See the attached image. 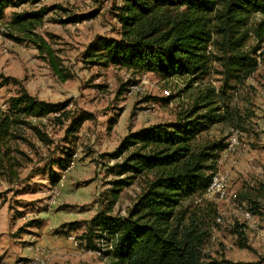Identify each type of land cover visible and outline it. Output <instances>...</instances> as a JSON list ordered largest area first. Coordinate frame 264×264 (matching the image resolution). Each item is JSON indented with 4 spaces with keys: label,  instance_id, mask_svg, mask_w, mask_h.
Segmentation results:
<instances>
[{
    "label": "rangeland",
    "instance_id": "374dc122",
    "mask_svg": "<svg viewBox=\"0 0 264 264\" xmlns=\"http://www.w3.org/2000/svg\"><path fill=\"white\" fill-rule=\"evenodd\" d=\"M117 4V0L41 2L54 8L44 16L37 31L55 51L59 67L68 75L65 81L53 74L32 44L8 37L12 11L30 6L9 8L0 21V75L17 81L0 89V103L23 89L38 100L68 103L66 111L70 116L84 117L73 134L64 133L69 125L66 116L62 123H55L52 116L34 120L53 141L52 147L58 145L76 153L74 165L55 185L49 179L59 173L57 166L51 168L53 175L44 170L23 187L14 185L5 191L7 184L0 182L1 198L7 206L0 264H30L38 256L45 258V264H108L110 257L102 254L108 246L99 243L101 251L88 249L81 235L87 221L107 207L111 215L126 216L142 182L135 180L123 188L116 202L110 204V181L114 176L108 167L114 161L107 155L128 133L174 121L198 95L208 89L216 95L222 85L221 66L216 61L203 79L189 85L185 78L165 79L157 73L88 63L83 53L97 37L119 36L120 27L113 16ZM91 13V18L81 22H63L68 17ZM259 23L264 29V16L254 15L243 49L259 46L257 54L264 58L263 36L260 41L254 33ZM259 61L257 70L247 80L233 84L234 88L227 91L228 100L216 104L227 111L228 120L212 125L199 137L223 140L226 144L233 132H238V147L217 161V171L225 175L228 193L235 198L222 200L200 195L181 205L186 216L193 213L212 226L203 252L206 259L217 264L256 263L264 257V62ZM132 85L138 90L128 94ZM244 211L252 213L248 223L242 216ZM208 213L211 218H207ZM0 221L5 222V218ZM71 222L77 223L75 230L62 228V224ZM235 224H245L246 246H241L233 232Z\"/></svg>",
    "mask_w": 264,
    "mask_h": 264
},
{
    "label": "trees",
    "instance_id": "16d2710c",
    "mask_svg": "<svg viewBox=\"0 0 264 264\" xmlns=\"http://www.w3.org/2000/svg\"><path fill=\"white\" fill-rule=\"evenodd\" d=\"M42 1L0 0V21L9 8L30 6L12 11L8 37L32 44L53 74L65 81L68 75L59 67L55 51L37 31L54 8L41 5ZM117 1L113 16L120 27L119 36L97 37L83 53L88 63L157 73L165 79L185 78L189 85L203 79L216 61L221 66L222 85L216 95L210 89L198 95L174 121L123 137L107 155L114 161L108 167L114 176L110 204L135 180L142 182L140 192L126 216L111 215L109 207L95 214L87 221L81 240L91 250L101 251L99 243L108 246L102 251L110 257L108 264H217L206 259L203 252L212 226L193 213L186 216L181 205L203 195L226 147L223 140H199L212 125L228 120L227 111L216 104L228 100L227 91L234 88L233 84L243 83L257 70L259 60L264 62L257 54L259 46L243 49L251 18L264 16V0ZM93 15L68 17L63 22H81ZM254 33L261 41V23ZM8 82L15 81L0 75V88ZM67 106L65 102L38 100L23 89L0 105V182L7 184L5 191L28 181L32 173L47 170L53 175L52 166H57L59 173L49 181L52 185L59 181L73 153L58 145L52 147L53 141L33 119L52 116L55 123H62L66 116L69 125L64 133L73 134L84 117L70 116ZM37 163L41 168H35ZM207 216L211 218V214ZM77 226L76 222L62 224L68 231ZM233 232L241 246H246L245 224H235ZM225 264H264V257L256 263Z\"/></svg>",
    "mask_w": 264,
    "mask_h": 264
},
{
    "label": "built area",
    "instance_id": "2783aa9c",
    "mask_svg": "<svg viewBox=\"0 0 264 264\" xmlns=\"http://www.w3.org/2000/svg\"><path fill=\"white\" fill-rule=\"evenodd\" d=\"M263 40H264V34H263ZM136 90H138V88L135 85H132L128 88L127 93L132 94ZM39 119H47V117H42ZM33 120H36V119H33ZM237 134L238 132L234 131L233 134L230 136V138L228 139V142L226 143V147L219 154L220 158L226 157V155H228L231 151L235 150L238 147L239 141H238ZM75 156H76V153H73L72 161L70 162L69 166L62 172L60 179L64 177V172H66L68 169H70L74 165ZM203 196L205 197L215 196L217 199H222V200L224 199L226 200L229 198L231 199L235 198L234 195H231L228 193L225 175H223L219 171H216L215 174L213 175L211 183L206 189V191L203 193ZM242 216L246 223L251 221L253 218L252 215L248 211L247 212L244 211L242 213ZM217 221H219L218 218H217ZM30 264H45V258L42 256H38L34 258Z\"/></svg>",
    "mask_w": 264,
    "mask_h": 264
},
{
    "label": "crops",
    "instance_id": "0c3cea01",
    "mask_svg": "<svg viewBox=\"0 0 264 264\" xmlns=\"http://www.w3.org/2000/svg\"><path fill=\"white\" fill-rule=\"evenodd\" d=\"M1 89V88H0ZM9 98V97H8ZM8 98H6V99H8ZM6 99L2 102V103H0V105H2L5 101H6ZM24 147H20V149H23ZM34 168V167H33ZM35 168H41V163H37L36 165H35ZM44 171V170H43ZM23 174V173H22ZM20 175V177L21 178H23L24 177V175ZM38 174H41V173H38ZM38 174H33L32 173V175H31V177L29 178V179H32V176L33 175H38ZM59 181H61V180H59ZM58 181V182H59ZM27 182V181H26ZM6 184V183H5ZM24 184H25V182L24 183H22V187L24 186ZM21 185V184H20ZM4 189H6V187H4ZM3 200V198H1V194H0V219L3 217V218H5V222H1L0 221V240L1 239H3L4 237H3V233H5L4 231H2V229L4 228V225L6 224V217H7V212H6V210H7V206H6V203L5 202H3L2 201Z\"/></svg>",
    "mask_w": 264,
    "mask_h": 264
}]
</instances>
